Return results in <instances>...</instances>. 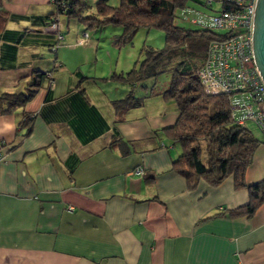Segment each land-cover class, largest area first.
I'll return each mask as SVG.
<instances>
[{"label":"crops","instance_id":"0c3cea01","mask_svg":"<svg viewBox=\"0 0 264 264\" xmlns=\"http://www.w3.org/2000/svg\"><path fill=\"white\" fill-rule=\"evenodd\" d=\"M54 12L50 0L0 10V96L23 92L36 72L53 78L24 107L0 114V264H264V202L251 218L230 217L249 201L232 177L190 189L172 170L181 149L160 132L178 117L161 96L165 85L136 88L140 108H112L131 88L111 76L140 58L119 43L121 28L65 16L53 52L45 28ZM262 179L264 144L245 173L247 185Z\"/></svg>","mask_w":264,"mask_h":264},{"label":"trees","instance_id":"16d2710c","mask_svg":"<svg viewBox=\"0 0 264 264\" xmlns=\"http://www.w3.org/2000/svg\"><path fill=\"white\" fill-rule=\"evenodd\" d=\"M11 1L0 0V10L3 3ZM66 1L69 10L61 14V20L73 15L95 29L117 26L122 30L117 39L124 45L130 44L141 29L163 32L162 49L143 45L140 58L130 71L111 76L113 81L131 88L124 98L112 102V108L116 113L140 108L144 100L137 98L134 90L145 88L148 82H156L166 75L168 78L162 83L165 87L160 88L161 96L164 101L175 104L178 117L173 126L160 132L181 149V154L172 163V170L187 181L190 189H194L201 180L209 187L217 188L232 177L235 190L246 189L249 201L245 206L228 211V214L230 217L251 218L264 202V179L247 185L245 173L252 164L254 152L264 143L254 138L245 126L235 124L228 96L206 95L200 86L197 72L204 63L209 42L215 37L199 28L189 30L181 27L182 23L176 17L179 8L194 6L198 0H118L117 7L108 5L107 0H98L95 15L86 18L81 17L80 0ZM179 51L188 54L192 60L189 65L173 62ZM197 55L203 56V61L195 68L192 62ZM45 79L49 82L46 74L36 72L23 92L1 95L0 114H10L24 107ZM32 121L33 117L25 114L20 126L29 132Z\"/></svg>","mask_w":264,"mask_h":264},{"label":"built area","instance_id":"2783aa9c","mask_svg":"<svg viewBox=\"0 0 264 264\" xmlns=\"http://www.w3.org/2000/svg\"><path fill=\"white\" fill-rule=\"evenodd\" d=\"M220 9L206 14L201 9L211 10L213 0H198L194 6H185L176 11L181 23L210 32L215 39L209 42L202 67L197 72L200 86L206 95L229 97L231 118L244 127L251 122L264 135V83L255 64L253 52L254 15L257 0H217ZM54 14L47 23L46 31L55 35L56 52L64 41L61 14L69 10L66 0H50ZM88 34L79 42L86 44ZM58 67L54 63L53 69ZM49 86H53L52 72H47ZM4 159L3 142L0 141V163ZM133 175L142 177L144 170L136 168ZM69 211H73L69 208Z\"/></svg>","mask_w":264,"mask_h":264},{"label":"rangeland","instance_id":"374dc122","mask_svg":"<svg viewBox=\"0 0 264 264\" xmlns=\"http://www.w3.org/2000/svg\"><path fill=\"white\" fill-rule=\"evenodd\" d=\"M98 0H80V9L81 12L90 15L94 13L95 11V4ZM108 5L112 7H117L118 0H107ZM84 6V7H83ZM86 8V9H85ZM211 10L201 9L202 11L206 12V14H213L214 12L218 11L220 9L219 3L217 0H213L212 8ZM181 27H184L189 30H196L197 28L189 26L188 24H181ZM110 28H113L111 26ZM133 47H132V46ZM143 45L150 46L153 49L159 50L162 49L164 46V34L161 31L158 30H150L147 31L145 29L139 30L133 37L131 43L129 46L131 48L137 50V53H139L140 49H142ZM203 59V56L197 55L195 59H193L194 62H192V65L198 67ZM192 60H189L188 54L185 51H179L176 53L175 57L173 58L174 63H180L184 62L185 64L189 65V62ZM166 78H168L166 75H162L160 78H158L157 85H161L162 83L166 82ZM245 128H247L254 138L258 139L259 141L264 143V135L262 132L257 128V126L251 122H247L245 124Z\"/></svg>","mask_w":264,"mask_h":264},{"label":"water","instance_id":"95a60500","mask_svg":"<svg viewBox=\"0 0 264 264\" xmlns=\"http://www.w3.org/2000/svg\"><path fill=\"white\" fill-rule=\"evenodd\" d=\"M253 52L255 64L264 83V0H257L254 29H253Z\"/></svg>","mask_w":264,"mask_h":264}]
</instances>
